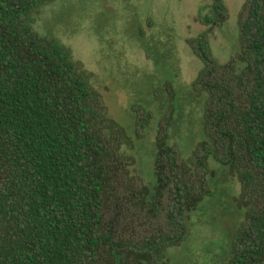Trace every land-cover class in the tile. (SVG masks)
Segmentation results:
<instances>
[{"label": "trees", "instance_id": "16d2710c", "mask_svg": "<svg viewBox=\"0 0 264 264\" xmlns=\"http://www.w3.org/2000/svg\"><path fill=\"white\" fill-rule=\"evenodd\" d=\"M57 0H0V264H172L210 193L212 161L233 169L246 199L226 264H264V0H245L238 52L213 54L224 0L188 38L203 67L204 137L188 158L157 128L152 180L132 151L154 112L131 107L136 138L116 120L92 72L36 15Z\"/></svg>", "mask_w": 264, "mask_h": 264}, {"label": "rangeland", "instance_id": "374dc122", "mask_svg": "<svg viewBox=\"0 0 264 264\" xmlns=\"http://www.w3.org/2000/svg\"><path fill=\"white\" fill-rule=\"evenodd\" d=\"M230 17L210 35L214 56L227 61L238 50L239 13L245 0H224ZM213 0H57L36 15L34 26L42 35L53 34L72 48L75 58L92 72L112 116L131 137L133 104L154 112L143 136L129 151L138 158L135 172L152 180L154 143L161 121L171 117L170 142L188 158L204 137L202 118L205 93L192 83L203 62L188 38L207 26L200 15L211 13ZM209 188L192 213L191 233L171 247L172 264H226L232 237L244 218L246 199L237 173L210 163Z\"/></svg>", "mask_w": 264, "mask_h": 264}]
</instances>
